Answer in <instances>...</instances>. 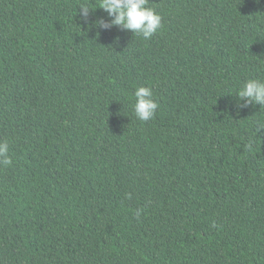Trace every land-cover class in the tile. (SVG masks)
Listing matches in <instances>:
<instances>
[{"label": "trees", "instance_id": "trees-1", "mask_svg": "<svg viewBox=\"0 0 264 264\" xmlns=\"http://www.w3.org/2000/svg\"><path fill=\"white\" fill-rule=\"evenodd\" d=\"M84 4L0 0V264H264V0H149V40Z\"/></svg>", "mask_w": 264, "mask_h": 264}, {"label": "clouds", "instance_id": "clouds-1", "mask_svg": "<svg viewBox=\"0 0 264 264\" xmlns=\"http://www.w3.org/2000/svg\"><path fill=\"white\" fill-rule=\"evenodd\" d=\"M259 3V0H257ZM149 0H99V6L107 13V18L101 17L89 22L90 11L95 10L84 4L79 6L80 19L89 27L96 26L103 29H111L113 26L129 30L134 36L149 40L162 27V16L154 8L149 7ZM119 38L115 37L114 42L118 43ZM135 98L134 112L136 117L147 122L156 115L159 107L153 89L149 86H138L133 92ZM236 105L238 108L254 106L258 104L264 107V80L248 79L236 93ZM264 128V127H262ZM9 155V143L0 140V166L12 164ZM140 216V210L136 212Z\"/></svg>", "mask_w": 264, "mask_h": 264}]
</instances>
